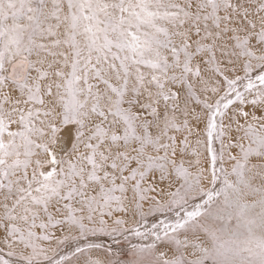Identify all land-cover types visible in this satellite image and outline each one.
I'll return each instance as SVG.
<instances>
[{
  "label": "snow or ice",
  "instance_id": "obj_1",
  "mask_svg": "<svg viewBox=\"0 0 264 264\" xmlns=\"http://www.w3.org/2000/svg\"><path fill=\"white\" fill-rule=\"evenodd\" d=\"M0 264H264V0H0Z\"/></svg>",
  "mask_w": 264,
  "mask_h": 264
}]
</instances>
